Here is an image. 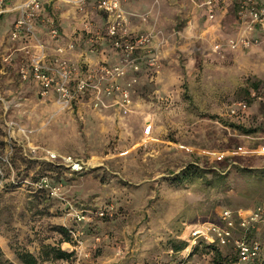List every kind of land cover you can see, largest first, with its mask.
<instances>
[{
    "label": "rangeland",
    "instance_id": "obj_1",
    "mask_svg": "<svg viewBox=\"0 0 264 264\" xmlns=\"http://www.w3.org/2000/svg\"><path fill=\"white\" fill-rule=\"evenodd\" d=\"M205 1L119 0L130 33L154 35L157 54V65L149 67L151 54L138 51V70L128 65L117 80L129 93L126 114L119 100V110L105 100L95 109L90 92L71 109L42 100L20 82L22 57L11 60L9 34L4 36L0 250L5 260L21 264L16 254L26 251L38 264H167L170 246L190 240L196 224H220L225 208L264 206V31L252 32L246 49L229 48L242 34L239 1L215 0L212 19L204 14ZM50 2L45 11L53 13ZM63 6L61 13L77 15ZM86 13L91 34L81 29L66 43L59 37L62 47L73 44L65 58L80 76L91 69L67 58L76 48L100 56L99 67L120 66L121 60L105 36V16L94 4ZM40 20L35 32L51 54L48 31L56 21ZM239 100L247 103V116H228V107ZM68 156L84 164L80 173L63 163ZM193 167L202 177L174 181ZM79 213L85 217L81 222L74 218ZM66 232L70 243L63 242ZM253 238L264 244V217ZM194 242H188L187 252ZM46 246L71 257L43 261ZM202 252L199 247L187 264H210Z\"/></svg>",
    "mask_w": 264,
    "mask_h": 264
},
{
    "label": "built area",
    "instance_id": "obj_2",
    "mask_svg": "<svg viewBox=\"0 0 264 264\" xmlns=\"http://www.w3.org/2000/svg\"><path fill=\"white\" fill-rule=\"evenodd\" d=\"M59 1L66 5L75 7L77 13L85 15L87 0H50ZM237 20L241 25V35L237 40H230L228 47L231 49L248 48L251 45L250 35L255 29L264 31V0H238ZM215 0L205 1L206 16L208 19L214 17ZM95 9L107 19L105 36L110 41L114 51L120 54V66H100L97 73L86 71L81 76L75 72L68 59L65 58L67 51L73 49V44L66 48L59 44L57 29L51 27L48 31L49 39L54 44L52 53L48 54V48L37 37L35 32L36 22H50L49 19L42 20L43 4L41 0H0V15L13 13L15 18L9 31L10 41H21L22 60L17 68L20 82L33 81L38 87V96L46 98L50 92L53 95L54 104L59 109H71L75 100L85 96L87 93L102 89L106 97L115 93L119 94V106L123 114L128 112L130 98L127 89L118 86L117 80L125 74L126 67L138 70V51H146L151 54L148 66L157 65V54L154 46L155 36L151 33L132 35L124 28L125 16L119 0H96ZM92 25L86 19L83 21L82 31L92 33ZM253 95V94H252ZM246 111L243 101L233 103L228 107L227 113L230 117ZM63 163L72 171L80 173L84 164L72 157H62ZM0 156V175L2 166ZM103 212L98 216L102 217ZM264 217V206L252 210H235L234 212L223 209L220 212V224H201L195 238H203L216 246L222 247L230 244L236 254L239 264H254L260 253V247L256 242L247 239L248 234L253 231ZM75 221L81 222L85 219L82 213L74 216ZM70 237L77 245V235L69 231ZM208 258V257H207ZM187 256L178 264H187Z\"/></svg>",
    "mask_w": 264,
    "mask_h": 264
},
{
    "label": "crops",
    "instance_id": "obj_3",
    "mask_svg": "<svg viewBox=\"0 0 264 264\" xmlns=\"http://www.w3.org/2000/svg\"><path fill=\"white\" fill-rule=\"evenodd\" d=\"M17 1L21 2L22 0H17ZM49 1L48 0H41V2L43 4L42 20L49 19L50 22H52V23L55 20L56 23H54V26L58 31L60 39L63 42L65 41V43L67 41H70V40H71V42H73L72 41L73 37H75L74 34H77V32H81L83 21H85L87 19L88 15L86 12H87L88 6L94 4L96 0H91L94 3L87 2L86 7H85V12H84L85 15H83L82 13L81 14L77 13L75 10V7H73L72 5H68V6H71L74 9L75 13L77 14L76 16H70V17L59 11L60 8L65 7L63 5H66V4L62 5V3H60L59 1H51L50 2L52 8H54L53 13L51 11L50 12L45 11V5H47V7H49V5H48ZM204 14L206 16L205 11H204ZM50 15L54 18H52ZM14 18H15V15L13 13H4V14L0 15V43L4 39V36L7 33L9 34V31H10L11 26H12L11 24H12ZM124 28L127 29L128 32H133L132 30H130L129 25H127V24L124 25ZM93 31H94V28L92 29V32ZM254 33L259 34L261 32H260V30L258 31V29H255ZM136 34H144V32H136ZM77 37H78V35H77ZM74 39H76V38H74ZM6 43L8 45L7 46L8 47V53L11 56V60H13L15 62L16 59L18 60V58L22 57L21 47H22L23 43H21V41L13 42V41L6 39ZM51 53H52V51H51ZM89 53H91V54H89ZM67 58H70V60L75 64L77 62L78 63L83 62V63L89 65L91 70H87V71H94L97 73V71L99 69V66L97 63L100 60V56L96 55L92 51H89L88 49L87 50L86 49L78 50L76 48L74 54L69 53ZM107 60H108L107 63L108 62L111 63L112 57L110 56ZM115 61H117L116 58H115ZM115 63H117V62H115ZM77 70H78V68L76 67V73H77ZM124 80L125 79H121V81L119 82L121 86H123ZM26 84L33 87L36 95L38 96L37 84L34 83L33 81H28ZM119 98H120L119 94H114V95H111V97H106L104 95L102 89L100 88L98 91H93L91 93V106L95 107V109H96L99 107V105H103V100H105V101H111L112 104L116 105L117 110H119V108L117 106V101L119 100ZM42 100H48V101L52 102L53 101L52 92H50L49 95L46 98H43ZM82 102H83L82 99H77L74 101L73 105H76V103L81 105ZM52 104H53V102H52Z\"/></svg>",
    "mask_w": 264,
    "mask_h": 264
},
{
    "label": "trees",
    "instance_id": "obj_4",
    "mask_svg": "<svg viewBox=\"0 0 264 264\" xmlns=\"http://www.w3.org/2000/svg\"><path fill=\"white\" fill-rule=\"evenodd\" d=\"M36 24H37V22H36ZM253 88H256V85H254ZM243 102H245V101H243ZM245 104H246V111L243 113L237 114L236 117H240V119H241V118H245L247 116L248 105L246 102H245ZM232 128L238 129L240 132H242L244 134L253 133V131L244 130L240 126L232 125ZM201 174H202V172L200 170L193 167V168L187 169L184 172L180 173L174 181L180 183L183 180L184 181L189 180L190 178H193V177H202ZM260 206H262V204L254 205L252 208H250V210L257 208V207H260ZM225 209H227V208H225ZM228 210H230L232 212H234L235 210L237 211V209H235V210L228 209ZM219 217H220V214H219ZM204 223H208V222H204ZM204 223L196 224L195 226H193L190 229L188 239H190L192 241H196V242L193 243V246L189 252H187V249H188V242L190 240H187L185 242H180L179 244H172L170 246L171 258L167 264L181 263L183 261V258L186 257V255L184 254L185 252L187 253V258L189 259L192 255L195 254V252L197 251V249L199 247L202 248V250H203L202 253L204 254V256L206 255L208 257L210 264H239L238 260L236 259L237 258L236 254H234V251H233L232 246L230 244H228L226 246L219 247L213 243H210L206 239L195 238L196 237L195 232L197 231L198 227ZM258 225L256 226V228L253 231H251L248 234L247 239L250 242H256L260 247L259 257L254 264H264V244L253 238L254 234L257 230ZM63 242H66V243L71 242V239H70L67 232H66V239ZM45 248H46V249H44V255L45 256H44L43 261H47V260L58 261V260L68 259L71 257V253L65 252L64 250H62L60 248H54V247H50V246H46ZM223 249H227L225 251V253H221L223 251ZM16 257L21 264H38L37 258H35L34 256H32L29 253H26V251L17 253ZM0 264H12V263H9V261L4 259L3 254L1 253V250H0Z\"/></svg>",
    "mask_w": 264,
    "mask_h": 264
}]
</instances>
